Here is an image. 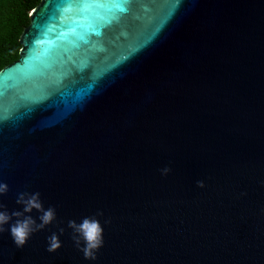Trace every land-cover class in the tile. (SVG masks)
<instances>
[{"label":"water","instance_id":"obj_1","mask_svg":"<svg viewBox=\"0 0 264 264\" xmlns=\"http://www.w3.org/2000/svg\"><path fill=\"white\" fill-rule=\"evenodd\" d=\"M20 43L0 202L56 219L23 248L5 225L0 264H264V0H41ZM93 216L94 261L68 228Z\"/></svg>","mask_w":264,"mask_h":264},{"label":"clouds","instance_id":"obj_2","mask_svg":"<svg viewBox=\"0 0 264 264\" xmlns=\"http://www.w3.org/2000/svg\"><path fill=\"white\" fill-rule=\"evenodd\" d=\"M161 171L163 175H167L171 169L164 168ZM197 185L201 188L204 187L203 181H198ZM8 190V185L0 182V196L5 195ZM16 203L23 205V210H14L9 213L5 205L0 202V234L9 231V228H5V225H9L11 238L15 246L23 248L33 233L43 230L56 219V210L51 206L48 209L43 207L39 192L20 193ZM33 210L41 213L37 218L40 221L39 223H37V219L30 215ZM96 216H103V212H97ZM96 216L84 217L80 223L75 220L68 221V228L72 229V240L76 248L83 253L86 260H96L97 252L104 244V229ZM13 218H15L14 221ZM105 223H110V221L106 220ZM64 231V228H59L60 235ZM47 245L46 251L49 253L56 252L62 247L57 233H52L47 237Z\"/></svg>","mask_w":264,"mask_h":264},{"label":"trees","instance_id":"obj_3","mask_svg":"<svg viewBox=\"0 0 264 264\" xmlns=\"http://www.w3.org/2000/svg\"><path fill=\"white\" fill-rule=\"evenodd\" d=\"M41 0H0V69L19 58L20 36Z\"/></svg>","mask_w":264,"mask_h":264}]
</instances>
